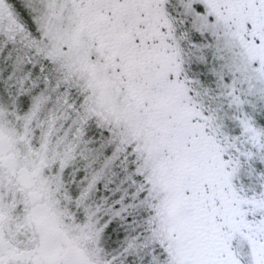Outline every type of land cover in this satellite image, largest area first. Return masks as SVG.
Here are the masks:
<instances>
[{
	"label": "snow or ice",
	"instance_id": "1",
	"mask_svg": "<svg viewBox=\"0 0 264 264\" xmlns=\"http://www.w3.org/2000/svg\"><path fill=\"white\" fill-rule=\"evenodd\" d=\"M0 264H264V0H0Z\"/></svg>",
	"mask_w": 264,
	"mask_h": 264
}]
</instances>
